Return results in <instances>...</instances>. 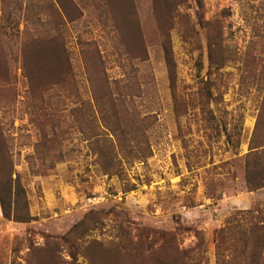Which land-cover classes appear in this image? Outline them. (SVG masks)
Instances as JSON below:
<instances>
[{
  "label": "rangeland",
  "instance_id": "374dc122",
  "mask_svg": "<svg viewBox=\"0 0 264 264\" xmlns=\"http://www.w3.org/2000/svg\"><path fill=\"white\" fill-rule=\"evenodd\" d=\"M100 80L145 127L117 175L79 131ZM258 118L264 0H0V176L33 218L0 214V264H216L215 232L264 206L243 180Z\"/></svg>",
  "mask_w": 264,
  "mask_h": 264
},
{
  "label": "trees",
  "instance_id": "16d2710c",
  "mask_svg": "<svg viewBox=\"0 0 264 264\" xmlns=\"http://www.w3.org/2000/svg\"><path fill=\"white\" fill-rule=\"evenodd\" d=\"M51 47L50 45V49ZM61 51L59 60H56L61 69L59 71L62 72L67 66V60L62 49ZM50 60L52 59L48 58L46 62ZM48 68L51 69L50 66ZM117 88L116 85L111 90L108 84L101 80L100 84L90 88L91 101L86 111L83 110L81 114L85 126L90 127V130L85 132L84 126L79 127V131L89 140L88 148L94 159L93 162L98 164L102 173L116 175L122 164L139 163L145 158L141 154L145 127L141 126L142 121H138V124L130 122L127 106L129 100L126 97L128 93L118 91ZM259 120L260 118L255 123L247 153L243 158V180L246 192L264 189V126H259ZM3 168L6 170L5 166ZM6 171V174L0 176V214L6 221L27 223L33 218L27 210L24 189L18 178L12 179L10 172ZM84 222L80 221L79 224L83 225ZM214 239L216 264L222 263L224 250H220L221 246L234 254V261L230 260V264H264V206L237 211L215 232ZM133 250L139 254V248L133 247ZM158 257L159 261L158 258H154L156 264L182 262L179 254L172 259ZM127 264L135 263L130 261Z\"/></svg>",
  "mask_w": 264,
  "mask_h": 264
}]
</instances>
